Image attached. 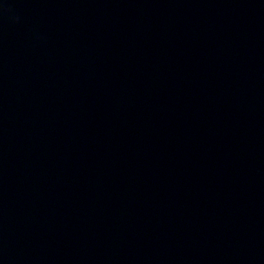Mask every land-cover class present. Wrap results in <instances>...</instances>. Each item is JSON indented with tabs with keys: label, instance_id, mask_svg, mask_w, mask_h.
<instances>
[{
	"label": "water",
	"instance_id": "95a60500",
	"mask_svg": "<svg viewBox=\"0 0 264 264\" xmlns=\"http://www.w3.org/2000/svg\"><path fill=\"white\" fill-rule=\"evenodd\" d=\"M0 264H264V0H0Z\"/></svg>",
	"mask_w": 264,
	"mask_h": 264
}]
</instances>
